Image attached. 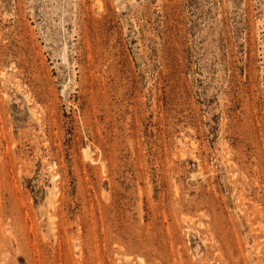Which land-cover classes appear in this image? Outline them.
<instances>
[{
  "label": "rangeland",
  "instance_id": "1",
  "mask_svg": "<svg viewBox=\"0 0 264 264\" xmlns=\"http://www.w3.org/2000/svg\"><path fill=\"white\" fill-rule=\"evenodd\" d=\"M0 264H264V0H0Z\"/></svg>",
  "mask_w": 264,
  "mask_h": 264
}]
</instances>
